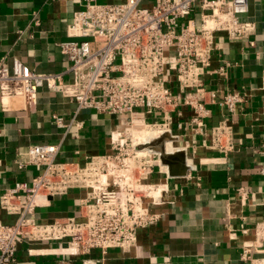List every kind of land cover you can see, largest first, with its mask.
Returning <instances> with one entry per match:
<instances>
[{
    "label": "built area",
    "instance_id": "built-area-1",
    "mask_svg": "<svg viewBox=\"0 0 264 264\" xmlns=\"http://www.w3.org/2000/svg\"><path fill=\"white\" fill-rule=\"evenodd\" d=\"M83 1L68 24L73 38L58 43L70 77L37 72L19 59L11 64L0 59V103L6 109L11 98L19 97L23 108L32 110L45 84L74 100L78 109L115 116L118 126L109 135V150L86 156L83 164L57 158L54 143L23 152L24 162L41 171L0 195V208L15 216L12 223L0 220V264L14 261L23 242L59 243L71 253L136 248L140 231L158 219L154 207L167 191L158 174H168V159L185 152L173 143L174 127L205 126L206 94L214 93L205 87L203 74L216 47L215 34L243 40L254 30L253 22L240 18L248 0ZM218 70L224 72L223 66ZM241 98L227 91L221 104L233 111ZM183 108L192 110L191 117L176 120ZM52 121L65 125L59 115ZM142 129L154 132L144 137ZM233 145L229 125L222 121L212 128L211 148L226 152ZM71 189L82 192L81 218H36L41 198Z\"/></svg>",
    "mask_w": 264,
    "mask_h": 264
},
{
    "label": "crops",
    "instance_id": "crops-1",
    "mask_svg": "<svg viewBox=\"0 0 264 264\" xmlns=\"http://www.w3.org/2000/svg\"><path fill=\"white\" fill-rule=\"evenodd\" d=\"M83 6V0H0V59L8 64L19 59L37 72H61L67 80L68 60L58 43L73 38L68 24ZM240 18L253 22L254 30L243 40L215 34L203 74L205 87L214 93L206 94L205 126L174 127L173 143L185 152L168 159V174H158L167 191L154 207L158 219L140 231L138 246L71 253L59 243L23 242L9 264H264V0H248ZM227 91L242 97L233 111L221 104ZM192 113L183 108L176 120H188ZM53 115L65 125L57 126ZM222 121L231 127L234 143L226 152L209 146L212 128ZM117 126L115 116L78 109L74 100L45 84L32 110L23 108L19 97L6 109L0 103V195L41 171L24 162L29 146L57 144V158L83 164L86 156L109 150V135ZM81 195L71 189L41 198L35 216L41 222L79 219ZM0 220L12 223L15 216L0 208Z\"/></svg>",
    "mask_w": 264,
    "mask_h": 264
},
{
    "label": "bare ground",
    "instance_id": "bare-ground-1",
    "mask_svg": "<svg viewBox=\"0 0 264 264\" xmlns=\"http://www.w3.org/2000/svg\"><path fill=\"white\" fill-rule=\"evenodd\" d=\"M146 132H147V130L142 129L140 133H141L142 136L145 137V135L151 134L152 132H154V130H148V132L147 133Z\"/></svg>",
    "mask_w": 264,
    "mask_h": 264
}]
</instances>
